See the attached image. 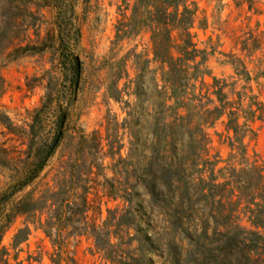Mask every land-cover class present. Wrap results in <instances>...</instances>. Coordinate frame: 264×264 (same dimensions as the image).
Wrapping results in <instances>:
<instances>
[{"label": "rangeland", "instance_id": "rangeland-1", "mask_svg": "<svg viewBox=\"0 0 264 264\" xmlns=\"http://www.w3.org/2000/svg\"><path fill=\"white\" fill-rule=\"evenodd\" d=\"M187 5L195 9L193 42L205 52L195 87L215 79L226 102L245 92L264 107V0ZM150 12L139 0H0V195L35 171L60 133L13 199L51 191L62 206L77 205L85 190L87 202L82 218L59 228L60 247L28 224L27 240L11 249L24 227L17 217L1 242L8 264H258L249 241L241 253L230 246L237 225L250 229L233 206L246 191L213 184L229 180L228 167L264 169V116L243 139L245 161L230 158L225 117L203 128L207 150L190 153L193 124L171 133V114H159ZM93 235L108 242L97 248Z\"/></svg>", "mask_w": 264, "mask_h": 264}, {"label": "trees", "instance_id": "trees-1", "mask_svg": "<svg viewBox=\"0 0 264 264\" xmlns=\"http://www.w3.org/2000/svg\"><path fill=\"white\" fill-rule=\"evenodd\" d=\"M139 2L143 8L146 6L151 8V24L148 26V31L153 61L158 65L159 70L161 88L158 94L162 95L158 102V110L162 116L171 114L172 119L166 124V127L163 124L164 127L170 129L171 133H175L176 129L173 128L179 126L183 129L185 121L187 124H193L192 130L186 129L191 141L188 151L198 153L206 151L209 143L203 128L211 126L219 118L225 117V131L227 134L229 132L233 134L231 138L228 137L229 148L231 151L235 149V153L230 154V158L240 157L242 161H245L243 139L247 134L254 135L252 124L262 120L264 116L263 104L257 96H247L245 92L243 96H239L238 103L226 102V95L222 88H216L217 81L215 79L211 87H195L194 83L206 73V70L201 69L205 52L197 49L189 31L195 18V9L188 8V0H139ZM197 58H200L199 62H196ZM73 76L75 80H78L79 66L77 63ZM155 86L158 88L157 80ZM210 96L214 98L212 99ZM179 111H184L185 115H180ZM240 120H243L241 124ZM195 130L201 133L205 141L204 146L199 141L200 137L195 135ZM60 135V133L56 135L48 149L37 159L35 171L25 175L0 195V264H8V258L5 259L6 256H9L8 249L1 246V242L3 235L17 217H24V227L13 236L11 249H16L27 240L30 234L28 224L42 230L53 245L60 247L63 238L59 228L73 222L75 215L82 218L87 210L85 190L78 197L77 205L66 203L62 206V201H57L58 194L51 191H46L38 198L28 194L17 201L13 199L36 178L37 172L41 170L58 145ZM228 168H230L228 169L230 171L229 180L222 184H213V187L221 188L233 185L236 190L242 188L246 191L244 195L234 196L236 201L233 206L234 212H238L250 226L248 229L237 225L236 229L231 231L229 239L232 243L230 246L233 247V252L241 253L246 248V242L249 241L257 256L258 264H264V169L257 166L256 162L245 164V168L239 171L233 167ZM167 170V173H174L170 166ZM222 170L227 169H220L219 172ZM244 174L246 177L241 178ZM75 207L78 209L75 210ZM92 238L98 248L99 242L105 241V239L108 242L109 235H93ZM221 249L222 247L218 249V252ZM217 257H220V253L214 256V258ZM235 258V264H241L238 257Z\"/></svg>", "mask_w": 264, "mask_h": 264}]
</instances>
